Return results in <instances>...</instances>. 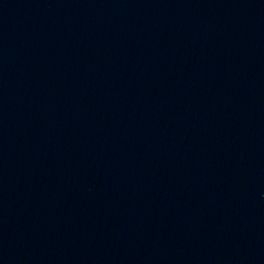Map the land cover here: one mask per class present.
Returning a JSON list of instances; mask_svg holds the SVG:
<instances>
[{"label":"water","instance_id":"95a60500","mask_svg":"<svg viewBox=\"0 0 264 264\" xmlns=\"http://www.w3.org/2000/svg\"><path fill=\"white\" fill-rule=\"evenodd\" d=\"M0 264H264V0H0Z\"/></svg>","mask_w":264,"mask_h":264}]
</instances>
